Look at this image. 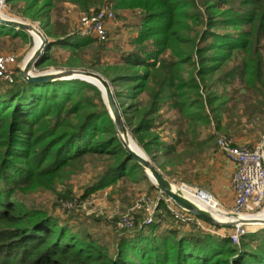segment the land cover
I'll return each mask as SVG.
<instances>
[{
	"label": "trees",
	"instance_id": "trees-1",
	"mask_svg": "<svg viewBox=\"0 0 264 264\" xmlns=\"http://www.w3.org/2000/svg\"><path fill=\"white\" fill-rule=\"evenodd\" d=\"M91 1L139 17L134 49L99 71L118 88L133 138L165 175L183 162L180 144L203 149L200 138L214 125L229 140L248 128L246 112L257 107L249 103L264 100V0H9L51 42L37 69L57 66L51 51L58 47L72 51L67 66L79 68L76 53L95 40L71 36L59 17L67 3L89 12ZM5 39L32 41L27 31L0 24V44ZM241 50L248 58L236 62ZM20 73L12 84L0 80V264H264V229L235 245L230 236L175 223L160 204L151 224L136 223L110 242L26 204L21 194L53 190L89 155L110 162L85 196L124 179L156 188L126 151L98 87L82 80L28 83ZM164 110L176 118L165 120ZM166 123L168 132H160ZM72 197L70 191L63 198Z\"/></svg>",
	"mask_w": 264,
	"mask_h": 264
},
{
	"label": "rangeland",
	"instance_id": "rangeland-1",
	"mask_svg": "<svg viewBox=\"0 0 264 264\" xmlns=\"http://www.w3.org/2000/svg\"><path fill=\"white\" fill-rule=\"evenodd\" d=\"M105 6H107V4L101 6L97 1H91L89 3L90 11L85 12L83 10V5L80 6L67 3L63 6L60 15L61 17L59 18L64 23L67 22L69 24L70 33H73L79 29L83 17L92 15L103 9ZM110 6L113 8L111 4ZM17 11L19 10L11 4L10 16L5 17L13 21H23L27 24L35 25L43 32L40 23H34L18 16ZM113 11L115 13V18L107 25V40L104 41L107 43L103 44V42L94 39L95 42L91 45L79 50L76 53V55H78L76 57L79 58H77V66L79 68H75L74 70L92 71L101 74L99 68H104L105 65L114 64L123 52L128 53L134 49L133 41L138 34L137 22L139 17L129 11H116L114 8ZM30 37L32 39L31 43L22 42L19 39H5L0 44V56H17L18 66L21 69L24 61L26 60L28 62L36 48L37 35L32 34ZM51 52L57 66L43 70L36 68V70H34L35 74L46 71L54 72L58 70L73 69L67 66L69 58L74 55L72 51L58 47L53 48ZM236 55H238L236 62L245 61L248 58L247 54L242 50L236 52ZM73 61L74 60H71V62ZM17 75H19L18 70L15 77ZM0 80L7 84H12L1 78ZM112 88L113 91L118 90L117 87L112 86ZM230 93H232L231 89ZM244 94L245 93L242 91H239L236 96V105L241 112L246 108L245 102L244 104L242 103L243 98H245ZM254 101L249 104L257 106L255 107V111H253V113L251 110L247 111L246 116L248 115V117L244 118V123H247L248 128H245L240 137L230 139L237 147L252 149L259 147L264 143V100L259 97L255 98ZM259 102H262L263 105L261 106V103ZM164 112H166L164 115L165 120H168V118L174 119V117L176 118L177 116L174 111L167 112L164 110ZM226 121L227 117L225 116L224 122ZM169 126L170 125L166 123L160 132H164V130L168 132ZM128 131L130 137L133 139L130 140V143L139 151L147 155L144 149L139 146L137 141L133 138L129 128ZM166 131L163 133L164 136H168L166 135ZM220 137L226 138L225 133L223 131H217L216 125H214L200 138L205 142L203 149L198 150V146L195 148H185L183 144H180L178 151L179 153L184 154V159L180 165L170 169L174 172V175H165L161 170L160 171L172 185L178 189L185 188L184 191L190 194L193 198H198V196H195L194 191L198 192L203 190L207 192L211 199L216 202V207H214L215 211L223 214H235V194L232 187L234 170L228 163L226 157L219 150L218 139ZM165 138V140H170L168 137ZM147 157L158 168L157 163H155L149 155H147ZM109 162L108 157L86 156L82 163L77 164L75 167L66 171L53 190H39L26 195L21 194L20 198L26 204L46 210L50 214L58 216L63 220L71 219L73 225H78L79 227L86 226L98 237H102L103 239L112 242L122 231H130L134 228L136 223L142 224L146 221L148 213L147 210H144L145 206L147 209L150 205L149 208L152 210L154 203H151L149 200L155 201L157 198H160L162 196V191L151 181V185L156 189H150L151 186L148 183L134 184L129 179H124L120 180L114 186L100 189L85 196L86 189L90 185V182L105 170ZM70 191L73 195L72 199L63 198L64 196H68ZM163 198L164 199L159 202L161 205H164L166 212L170 213L166 201L168 197L163 194ZM206 199L207 204H209L208 201L210 198L207 197ZM70 203L74 204V208L69 209L67 207ZM196 204H198L202 210L206 209V206L203 204L198 202H196ZM141 205L143 208L140 207ZM158 212L160 213L163 211L158 207L157 213ZM211 213L215 215L212 209ZM170 215L172 214L170 213ZM127 216L133 218V226L130 228L125 226ZM174 221L179 224L176 219H174ZM175 223H173L174 226H178ZM243 228L247 233L248 231L256 232L263 230L264 226L243 225ZM213 229L215 234H221L224 236H231L234 232L233 228L216 229L213 227Z\"/></svg>",
	"mask_w": 264,
	"mask_h": 264
},
{
	"label": "built area",
	"instance_id": "built-area-1",
	"mask_svg": "<svg viewBox=\"0 0 264 264\" xmlns=\"http://www.w3.org/2000/svg\"><path fill=\"white\" fill-rule=\"evenodd\" d=\"M11 4L9 0H0V15L10 16ZM115 13L110 5L105 6L100 11L92 15L83 17L80 27L71 36H80L81 38L97 39L100 42L107 40V25L113 21ZM17 56L4 55L0 56V78L6 82L13 83L17 70L19 68ZM218 147L220 152L226 159L234 166V175L232 180V187L235 194L234 210L235 214L245 216H255L264 211V151L263 144L256 148L237 147L232 140L225 137L218 139ZM157 198L153 202L151 210L150 205L144 208L147 210L148 216L145 221L146 224H151L158 211V207L163 198ZM209 195V194H208ZM167 207L173 217L178 223L187 226L196 225L198 228L215 233L213 226L198 219L187 211L181 209L169 197L166 200ZM69 209L74 208V204L70 203L67 206ZM139 207V206H138ZM143 208V206H140ZM139 207V208H140ZM125 226L130 228L133 226V218L126 217ZM233 234L230 236L233 243L238 245L240 238L246 233L243 225H237L234 228Z\"/></svg>",
	"mask_w": 264,
	"mask_h": 264
},
{
	"label": "water",
	"instance_id": "water-1",
	"mask_svg": "<svg viewBox=\"0 0 264 264\" xmlns=\"http://www.w3.org/2000/svg\"><path fill=\"white\" fill-rule=\"evenodd\" d=\"M0 24L13 27L17 30H25L30 35H32L31 31L34 30L42 38L41 45L37 49L36 53L28 62L25 60L23 67L21 68V78L24 81L28 83H51L60 80H82L90 84H93L94 86L98 87L101 90L103 94L104 102L110 111V114L116 125V129L118 131L120 140L124 144L126 151L145 170L150 181L153 182L167 197H169L172 201H174L177 206L187 211L192 216L201 219L202 221L212 226H218L223 228H234L237 225L253 224L251 223L252 221H247L243 218L245 217V215H239L234 213L227 214L228 217H232V220H230L229 222H220L210 212L200 209L192 202L184 198L180 190H174L173 185L170 183V181L161 173V171L147 157V155L145 153L141 154L135 151L131 147L130 140L133 139L129 135L128 127L126 126L121 108L115 97L112 84L103 75L92 71H82V70H74V69L58 70L54 72L46 71L39 74H35L34 70H36L41 57L47 51L51 43L47 38V36L35 25L27 24L23 21L20 22V21L8 20L5 19L2 15H0ZM34 43H35V39H34ZM263 151H264V143H263ZM150 173L152 174L154 179L152 178ZM198 192L199 194H206V195L208 194L203 190H200ZM262 225L264 226V223Z\"/></svg>",
	"mask_w": 264,
	"mask_h": 264
},
{
	"label": "bare ground",
	"instance_id": "bare-ground-1",
	"mask_svg": "<svg viewBox=\"0 0 264 264\" xmlns=\"http://www.w3.org/2000/svg\"><path fill=\"white\" fill-rule=\"evenodd\" d=\"M5 19H8L7 17H5V16H3ZM8 20H10V19H8ZM31 34H36L37 35V43H36V48H35V50L33 51V54L31 55V58L33 57V55L36 53V51H37V49L39 48V46L41 45V42H42V38L40 37V35L36 32V31H31ZM31 58L29 59V60H31ZM28 60V61H29ZM131 144V143H130ZM131 147L135 150V151H137V152H139V153H141V154H143V152H141V151H139L137 148H135V146H133L132 144H131ZM150 175L152 176V174L150 173ZM152 178H153V176H152ZM154 179V178H153ZM173 189L174 190H180L181 191V193H182V195H183V197L184 198H186L187 200H189L190 202H192L194 205H196L197 207H199L198 206V204H196V202H198V203H200V204H203L204 206H206V209H204L205 211H208V212H210L211 213V209H212V211L214 212V214L217 216H215V215H213L212 213V215L218 220V221H220V222H229L230 220H232V217H228L227 216V214H223V213H220V212H218V211H215L214 210V207H216V202L213 200V199H211V197L207 194H199V192H195L194 191V194H195V196H198V198L196 197H192L190 194H188L187 192H185L184 191V189L185 188H180V189H178L177 187H175L174 185H173ZM188 190V189H187ZM207 197H209L210 199H209V201H208V203L209 204H207ZM203 198H204V200H203ZM211 200V201H210ZM194 201H196V202H194ZM200 208V207H199ZM201 209V208H200ZM245 220H247V221H252L251 223H253V224H250V225H255V226H262V224L264 223V211H262L260 214H258V215H255V216H251V217H247V216H245V217H243ZM221 219V220H220Z\"/></svg>",
	"mask_w": 264,
	"mask_h": 264
},
{
	"label": "crops",
	"instance_id": "crops-1",
	"mask_svg": "<svg viewBox=\"0 0 264 264\" xmlns=\"http://www.w3.org/2000/svg\"><path fill=\"white\" fill-rule=\"evenodd\" d=\"M228 161V160H227ZM228 163L233 167V170H234V166L228 161Z\"/></svg>",
	"mask_w": 264,
	"mask_h": 264
}]
</instances>
